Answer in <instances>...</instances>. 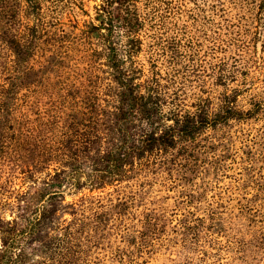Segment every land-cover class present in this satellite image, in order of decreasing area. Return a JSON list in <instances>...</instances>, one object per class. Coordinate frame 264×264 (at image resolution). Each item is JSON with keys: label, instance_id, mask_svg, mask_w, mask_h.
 <instances>
[{"label": "trees", "instance_id": "obj_1", "mask_svg": "<svg viewBox=\"0 0 264 264\" xmlns=\"http://www.w3.org/2000/svg\"><path fill=\"white\" fill-rule=\"evenodd\" d=\"M210 1L214 15L226 22L215 30H227L231 24L224 5L230 0ZM245 1L232 0L230 4ZM258 2L263 9L264 0ZM59 3L62 1L0 0V45L8 52L0 64V191H5L8 205L15 210L11 220L0 216V264H39L42 249L68 238L70 253L80 246V237L90 238L93 232H100L106 240L116 232L122 243L133 245V250L121 247L120 264H138L144 255L159 249L178 255V249L186 244L208 238L209 229L231 224L235 210L242 220L253 221L263 230L264 195L257 203L240 197L243 202L235 210L222 208L218 196L213 199L219 209H213L205 196L212 187L211 179L226 175L230 168L226 161L235 147L228 143L233 135L217 139L211 132L231 122L250 121L260 113L263 116L264 99H251L252 108L241 110L236 103L247 93L245 87L230 89L216 103L204 90L186 94L187 75H181L184 61L199 62L196 74L207 75L225 87L235 80V71L220 59L207 74L201 65L205 51L200 54L202 46L196 49L192 38H173L168 53L156 35L164 17L158 0H100L94 7L86 36L91 48L100 44L109 77L104 79L100 94L85 104L97 118H91L94 127L87 133L83 149L77 145V135L68 141V125L60 126L59 116L44 112V117L31 110L35 118L27 117L21 91L26 85L45 82L48 71L44 65L26 71L24 65L39 49L46 14L59 8ZM69 6L73 9L74 2ZM238 17L236 23L247 18ZM51 37L55 39V35ZM217 37L213 51L228 45L219 39L220 34ZM146 40L148 68L139 59ZM237 43L236 39L234 46ZM163 61L173 66L162 70L159 65ZM36 119L42 125L39 128ZM259 138L261 141L245 139L242 146L248 151L238 170L250 179L259 176L262 182L252 183L264 192V174L258 175L257 165L264 166V129ZM250 143L260 149L252 151ZM174 176L189 185L178 191L187 209L179 210L181 218L171 220L174 225L167 230L169 213L156 193L170 191ZM194 179L199 184H194ZM232 180L235 189L244 182L242 178ZM16 182L20 186L17 192ZM154 185L161 189L152 192ZM67 194L74 200L66 202ZM194 202L204 205L195 207ZM65 214L68 221L63 219ZM131 215L133 224L128 226L125 219ZM3 225L7 230H2ZM11 246L14 252L9 253Z\"/></svg>", "mask_w": 264, "mask_h": 264}, {"label": "rangeland", "instance_id": "obj_2", "mask_svg": "<svg viewBox=\"0 0 264 264\" xmlns=\"http://www.w3.org/2000/svg\"><path fill=\"white\" fill-rule=\"evenodd\" d=\"M61 1L59 8L46 14L45 33L39 36V49L24 65L26 71L31 68L36 70L39 66L44 65L48 73L45 82H35L22 89V108L30 119L35 118L31 110L41 116L45 112L51 116L55 115L56 118L60 117L58 124L60 126L68 125V141L77 135L76 138L79 143L77 145L83 149L87 133L94 127L91 121L97 118V115H91L88 112L85 104L94 94H100L104 79L109 77L107 70L103 67L104 53L99 46L100 44L96 43L95 49L91 48L86 36V27L93 20L95 16L94 7L100 0ZM70 2L75 4L73 9L68 7ZM230 3L226 2L224 5L228 23L231 24L230 28H226L227 31L225 28L222 30L216 28L215 30L217 26L225 27L226 22L214 15L215 13L211 8L213 3L210 0H158L164 17L161 20L163 26L156 35L163 40L168 53L173 46V38L180 40L192 38V41L196 42V46H198L196 49L199 50V45L202 46L199 51L200 54L205 51L201 56V58L203 57V64L201 65L207 68V74L211 73L209 68H212L220 59L225 60L228 69L235 71V80L229 81L225 87L217 85L216 81L207 77L206 74L205 77L196 74L199 62L194 64L184 61L182 62L184 65L182 70L183 68L184 70L181 75H187L183 89L186 94L204 90L216 103L217 98L229 93L230 89L245 87L243 90L248 91L238 97L236 105L241 110H246L252 108L251 99H264V8L262 9L258 0L233 3L236 6ZM238 16L247 18L245 21L240 20L236 23L235 20L239 19ZM245 22L247 23L246 27H244ZM235 25L239 27L237 28ZM214 31H216V35ZM217 34H220L219 39L224 40V43L228 45L213 51L211 49H215L212 46L215 45L214 40L218 38ZM54 35L55 39L51 37ZM236 39L238 43L234 46ZM147 43L146 40L143 46L144 51L139 57L144 68H148L149 61ZM183 48L185 51L190 50L187 46H183ZM7 55L8 52L0 45L1 65ZM201 58L199 59L201 60ZM161 63L159 66L162 70L168 71L173 66L164 61ZM189 66H193V68ZM50 68L53 69L50 70ZM188 70H193V73H189ZM40 115L38 118H43ZM43 116L46 117L47 115ZM39 119H36L38 128L42 126L38 121ZM262 129H264V115L261 116L260 113L258 117L250 121L231 122L229 125L211 132L217 139L224 136L228 138L231 134L233 138L228 143L235 144V147L233 145L235 150L233 149L230 159L226 161V164H230L226 175L211 179L212 187H209L206 192V201L212 202L213 209H219L214 204L213 198L215 196L221 199L222 208L231 206L235 210L243 202L240 197L254 199L257 203L259 198L264 195V192L255 187L254 184L262 182L259 176L256 175L254 179H250L242 170H238L248 151L247 147L242 146L245 139L257 138L261 141L259 137ZM245 134H248L247 138ZM228 143L226 142V144ZM249 147L252 151L260 149L253 143H250ZM1 156L2 153L0 152ZM231 158L234 161H231ZM257 165L260 167L258 175L264 174V171L261 172V168L264 166L260 163ZM234 177L244 180L238 189L232 187L236 185L235 182H232ZM174 178L176 181L173 180L174 183L171 184L170 191H158L156 193L160 204L165 206L169 213L166 223L167 230L174 225L171 220L181 218L179 210L187 209L182 204L178 191L182 187L189 188V185L184 181H177V176ZM1 179L3 177L0 173V182H2ZM199 182L197 179L193 180L194 184H199ZM16 184L15 191L17 192L20 190V186L18 182ZM160 189L159 185H154L152 192ZM5 194L4 190L0 191V216L5 220H11L15 216L11 212H15V210L12 211V207L8 205L9 199L6 198ZM73 200V197L66 195V202ZM203 202H194L195 205L193 206L202 208ZM30 218L32 220L33 215H30ZM68 218V214L63 216L66 221ZM131 218L132 215L125 219L128 226L133 224ZM233 218L231 224H223L217 228L209 229L208 238L203 236L196 244H186L183 248H179L178 255L172 251L159 249L152 254L144 255L138 264H264V229L262 230L260 225L253 221L242 220L236 210L233 213ZM114 225L117 224L114 223ZM2 230H7V226L3 225ZM2 232L0 231V245L3 238ZM91 235L90 238L82 235L84 238L81 239L82 237H80V246L74 247L70 253H68V238L63 239V242H55L50 247L51 249H42L37 258L39 264H120L118 255L120 256L121 247L133 250V245L122 243L120 238L116 236V232H113L108 240L102 239L100 232H93ZM8 252H14V246H11ZM9 253L7 254L9 255Z\"/></svg>", "mask_w": 264, "mask_h": 264}]
</instances>
